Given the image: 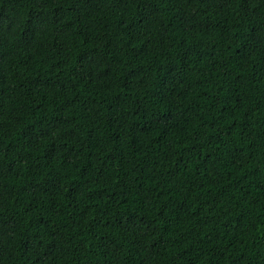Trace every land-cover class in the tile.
I'll return each mask as SVG.
<instances>
[{
	"label": "trees",
	"instance_id": "1",
	"mask_svg": "<svg viewBox=\"0 0 264 264\" xmlns=\"http://www.w3.org/2000/svg\"><path fill=\"white\" fill-rule=\"evenodd\" d=\"M0 264H264V0H0Z\"/></svg>",
	"mask_w": 264,
	"mask_h": 264
}]
</instances>
